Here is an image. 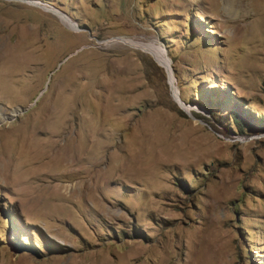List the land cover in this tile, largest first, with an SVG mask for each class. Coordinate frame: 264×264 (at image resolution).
I'll return each mask as SVG.
<instances>
[{
	"label": "rangeland",
	"instance_id": "1",
	"mask_svg": "<svg viewBox=\"0 0 264 264\" xmlns=\"http://www.w3.org/2000/svg\"><path fill=\"white\" fill-rule=\"evenodd\" d=\"M0 264H264V0H0Z\"/></svg>",
	"mask_w": 264,
	"mask_h": 264
},
{
	"label": "bare ground",
	"instance_id": "2",
	"mask_svg": "<svg viewBox=\"0 0 264 264\" xmlns=\"http://www.w3.org/2000/svg\"><path fill=\"white\" fill-rule=\"evenodd\" d=\"M122 40H123V39H122ZM124 41H125V40H124ZM129 42L133 43V41H131V40H130ZM8 176H9V175H8ZM7 179H8V178H6V180H7ZM8 180H9V179H8ZM8 180H7V181H4V182L7 183V182H9Z\"/></svg>",
	"mask_w": 264,
	"mask_h": 264
},
{
	"label": "water",
	"instance_id": "3",
	"mask_svg": "<svg viewBox=\"0 0 264 264\" xmlns=\"http://www.w3.org/2000/svg\"><path fill=\"white\" fill-rule=\"evenodd\" d=\"M171 69V68H170ZM171 71V70H170Z\"/></svg>",
	"mask_w": 264,
	"mask_h": 264
}]
</instances>
